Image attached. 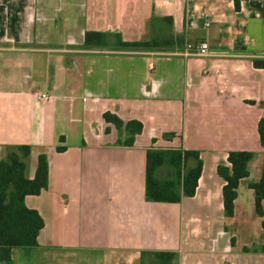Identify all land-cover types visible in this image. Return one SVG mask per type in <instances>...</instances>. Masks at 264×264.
<instances>
[{
  "label": "crops",
  "instance_id": "obj_1",
  "mask_svg": "<svg viewBox=\"0 0 264 264\" xmlns=\"http://www.w3.org/2000/svg\"><path fill=\"white\" fill-rule=\"evenodd\" d=\"M169 18L173 34L207 52L79 49L87 32L149 40L153 22L161 32ZM255 60L264 61V0H0V160L30 146L27 177L40 155L49 165L47 189L25 198L44 221L38 246L0 264H142L152 252L177 253L173 264H264L251 188L264 166ZM107 112L142 123L133 146L119 144ZM152 148L199 154L193 197L147 200ZM233 151L254 157L227 217L217 168Z\"/></svg>",
  "mask_w": 264,
  "mask_h": 264
},
{
  "label": "trees",
  "instance_id": "obj_2",
  "mask_svg": "<svg viewBox=\"0 0 264 264\" xmlns=\"http://www.w3.org/2000/svg\"><path fill=\"white\" fill-rule=\"evenodd\" d=\"M157 21L153 22V35L149 40L126 42L120 35L100 32H87L85 44L81 50H115L118 52L142 53L153 51H183L185 37L175 35L171 29V19H166L168 28L159 32ZM255 67L264 68V61L255 60ZM107 123L113 124L121 132L119 144L133 146L136 136L143 130L142 123L132 120L122 121L117 115L104 114ZM261 144L264 147V119L259 123ZM172 135H166V137ZM64 138L61 137V141ZM65 147H58L63 151ZM30 146L7 147L5 159L0 160V263L11 259L14 248H34L38 246V236L44 227L39 213L25 204L28 195H39L48 187L49 165L45 155H40L34 179L27 177ZM254 157L251 152L233 151L228 155L230 166L219 165L218 175L226 182L223 189L225 214L232 217L237 189L242 179L249 176L248 164ZM173 170L172 176H162V168ZM202 172V161L194 151L181 149H149L146 163V198L151 202L179 203L184 197H193ZM255 192L256 212L264 216V166L258 183L252 184ZM264 228V221H263ZM150 255L160 264H173L178 254L175 252L142 253L144 258Z\"/></svg>",
  "mask_w": 264,
  "mask_h": 264
},
{
  "label": "rangeland",
  "instance_id": "obj_3",
  "mask_svg": "<svg viewBox=\"0 0 264 264\" xmlns=\"http://www.w3.org/2000/svg\"><path fill=\"white\" fill-rule=\"evenodd\" d=\"M188 44H191L192 47L189 49L188 48ZM197 45H195L194 43H191L189 42L187 39H185V45H184V49L183 51H180L179 49L177 50H174V51H171V52H167V51H161V52H165V53H173V52H188V53H196L197 52V49H196ZM105 51H108V52H118V51H115V50H105ZM160 52V51H159ZM160 175L162 176H172L173 175V170L171 168H168V167H164L162 168V170L159 172Z\"/></svg>",
  "mask_w": 264,
  "mask_h": 264
},
{
  "label": "built area",
  "instance_id": "obj_4",
  "mask_svg": "<svg viewBox=\"0 0 264 264\" xmlns=\"http://www.w3.org/2000/svg\"><path fill=\"white\" fill-rule=\"evenodd\" d=\"M187 46H188L189 49L192 47L191 44H188ZM207 50H208V44L206 42L201 43L199 45V48L197 49L196 54L203 55V54H205L207 52ZM184 54L188 55V54H192V53L184 52ZM41 97L43 99H46V100H49L51 98L49 95H46V94L41 95Z\"/></svg>",
  "mask_w": 264,
  "mask_h": 264
}]
</instances>
